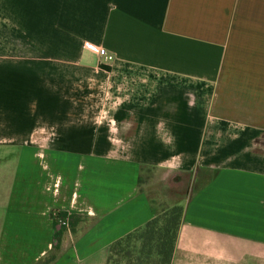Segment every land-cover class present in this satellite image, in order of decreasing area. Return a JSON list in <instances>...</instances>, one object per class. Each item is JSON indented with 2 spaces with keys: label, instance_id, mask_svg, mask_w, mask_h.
<instances>
[{
  "label": "crops",
  "instance_id": "1",
  "mask_svg": "<svg viewBox=\"0 0 264 264\" xmlns=\"http://www.w3.org/2000/svg\"><path fill=\"white\" fill-rule=\"evenodd\" d=\"M142 168L213 172L171 264H264V0H0V264L106 258Z\"/></svg>",
  "mask_w": 264,
  "mask_h": 264
},
{
  "label": "trees",
  "instance_id": "2",
  "mask_svg": "<svg viewBox=\"0 0 264 264\" xmlns=\"http://www.w3.org/2000/svg\"><path fill=\"white\" fill-rule=\"evenodd\" d=\"M142 182L140 174L138 184ZM152 210L153 217L144 225L108 246L106 264H171L183 207L172 205Z\"/></svg>",
  "mask_w": 264,
  "mask_h": 264
},
{
  "label": "rangeland",
  "instance_id": "3",
  "mask_svg": "<svg viewBox=\"0 0 264 264\" xmlns=\"http://www.w3.org/2000/svg\"><path fill=\"white\" fill-rule=\"evenodd\" d=\"M140 172L143 175V179L144 177L146 178L141 191L146 192L150 196L151 211H153L152 209L159 211L164 207L180 205L183 207V214L185 203L213 174L212 171H204L202 169L189 173H179L165 169L148 168L140 169ZM55 217L60 224H62V221H66V218H63L64 214L62 215L59 211H55ZM91 245L90 249L89 247L81 248V246L79 253H75L71 244H69L67 249L56 251L58 254L57 258H55V264H106L107 257L103 256L104 252L98 249L97 243ZM187 260L189 263L191 262V258ZM213 264H216V262H213Z\"/></svg>",
  "mask_w": 264,
  "mask_h": 264
},
{
  "label": "built area",
  "instance_id": "4",
  "mask_svg": "<svg viewBox=\"0 0 264 264\" xmlns=\"http://www.w3.org/2000/svg\"><path fill=\"white\" fill-rule=\"evenodd\" d=\"M84 48H86L87 50H89V51H91L93 53H96L100 57H104L107 60H111L112 59V55H110L106 51V49H104V48H102L100 46L94 45L93 43H84ZM62 224L65 225V222L62 221Z\"/></svg>",
  "mask_w": 264,
  "mask_h": 264
}]
</instances>
